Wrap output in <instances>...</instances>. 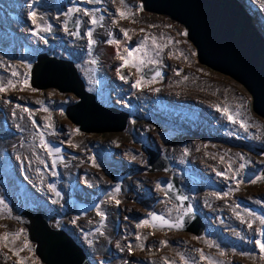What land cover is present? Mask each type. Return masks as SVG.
Wrapping results in <instances>:
<instances>
[{
  "label": "rangeland",
  "instance_id": "374dc122",
  "mask_svg": "<svg viewBox=\"0 0 264 264\" xmlns=\"http://www.w3.org/2000/svg\"><path fill=\"white\" fill-rule=\"evenodd\" d=\"M242 2L264 27V0ZM30 11L37 13L41 28L50 25L51 30L32 35L37 28ZM68 19L78 24L77 37L65 31ZM130 49L141 50L129 56ZM111 52L115 74L105 67ZM41 53L73 61L100 105L120 107L131 116L126 131L80 133L65 114L78 101L74 95L32 89L30 70ZM134 61L139 71L131 66ZM155 67L161 75L145 79ZM0 88V264H42L28 236L33 207L50 214L54 229L68 225L67 232L96 264H209V259L212 264H264L255 244L262 239L255 230L264 228L256 219L264 218V153L256 150L264 151V118L254 112L252 96L240 83L199 63L183 25L145 12L140 0H0ZM165 91L188 102L169 101ZM58 142L79 158L98 143L106 144L108 156L124 158L123 166L113 161L92 166L109 186L96 201H111L81 224L84 228L60 207L71 190L66 172L56 170L47 155ZM141 145L158 148L177 169L171 175L149 173ZM24 148L35 153L24 156ZM112 166L125 178L120 190L113 189L116 181H105ZM88 173L89 185L99 186ZM172 175L193 196L210 239L147 230L137 217L152 210L178 217L181 210L174 204V213L168 210L164 195ZM58 183L66 192L57 200ZM249 206L257 213L250 214Z\"/></svg>",
  "mask_w": 264,
  "mask_h": 264
},
{
  "label": "water",
  "instance_id": "95a60500",
  "mask_svg": "<svg viewBox=\"0 0 264 264\" xmlns=\"http://www.w3.org/2000/svg\"><path fill=\"white\" fill-rule=\"evenodd\" d=\"M140 1L145 12L168 16L183 25L187 30L188 40L196 48L199 63L240 83L252 96L254 112L264 118V34L242 0ZM67 29L78 33V24L71 23L68 19ZM157 72L160 71L155 67L147 71L144 78L154 79L158 77ZM30 85L38 91L54 89L61 94L74 95L78 101L67 106L65 114L81 133L123 132L131 119L122 109L100 105L96 96L87 92L72 61L45 53L39 54L30 70ZM256 150L264 153L263 150ZM145 151L148 155L149 173L170 174L176 168L173 162L158 154V151ZM53 162L55 165L58 159ZM117 174L114 179L121 180L122 177ZM262 174L264 175V170ZM165 195L182 212L175 220L153 213L148 218L149 225L159 230L201 236L206 225L188 196L183 193L177 177H172V181L166 185ZM96 207L94 202L82 201L75 207V213L78 218H83ZM246 210L253 215L257 213L252 206ZM30 213L32 216L29 217L27 227L29 241L34 244V253L42 264H94L70 235L50 226L46 212L32 209ZM160 218L166 223H162ZM177 222L183 226H169Z\"/></svg>",
  "mask_w": 264,
  "mask_h": 264
},
{
  "label": "flooded vegetation",
  "instance_id": "af4514ba",
  "mask_svg": "<svg viewBox=\"0 0 264 264\" xmlns=\"http://www.w3.org/2000/svg\"><path fill=\"white\" fill-rule=\"evenodd\" d=\"M69 16H73V14H70ZM114 107H117V106H114ZM117 108L122 109L120 107H117ZM122 110L124 111V109H122ZM125 131H123V133ZM71 143H72V141H71ZM105 145H106L105 143H98V146L95 148V150L87 149V153L86 154H83L81 158H79L75 154H73V153H77L76 150H71L72 153L69 154L68 148L65 147L61 142H58V144H56V145H51L48 148V151H47V155L50 157L51 161H55L56 158L58 159V162H56V164L54 165L55 166L54 168H56V170H58V171L62 169L63 171L66 172V174H67L66 182H67V185L69 187V191L71 190V192H70V200L67 199V200L63 201L60 204V207L63 208V210H65V211L68 210L67 213L68 214H71L73 216V218H74L73 220H76L77 223L80 224V227L81 228H84L81 224H84V223L88 222L90 220V218H92L91 217L92 215H88L87 214L84 218L78 219V217H77V215L75 213V207L79 204V202H82V201L94 202L93 201L94 196L89 193L90 189H92V188H94V189L99 188L100 189L99 192H101V191H106L109 188L108 185H104L102 183V179H101L100 176L94 174L93 171H90L87 168L92 169V166L102 167L105 163H111L112 164V161L115 162L116 164H119V166H123L125 164L124 158H122V157L119 158L118 156H111V157L108 156L107 154L109 152L104 149L105 148ZM141 146H142V148H145V149H152L154 152L158 151L159 152L158 154H160L159 149L156 148V147H147V146H143V145H141ZM49 149H59L60 151L57 154H53V153L50 154ZM53 152H55V151H53ZM160 155L161 156H164L165 158L168 159L167 156L162 155V154H160ZM168 160L171 161L170 159H168ZM115 168L118 169V167L112 166V168H109L108 170H106V172H105V179L106 180L105 181H107L109 179L112 180V182L113 181H116L115 182V185L113 186V189L120 190L121 187H122V183L124 182L125 178H122L121 180L114 179L115 176H116V174H117V172L114 171ZM86 170L89 171L88 175H90V177H92V178H94L95 180L98 181L99 186L85 187L83 184L78 183V181L76 179H74L75 175H78L79 173H81L83 176H85V171ZM158 174H160V173H158ZM117 175L118 176H121V174H117ZM85 178H86V176H85ZM170 181H172V176H171L170 180L168 182H166L165 185H164V195H165V187H166V185H168L170 183ZM195 182H196V184L199 183L198 180H196ZM179 183H180V181H179ZM180 185L182 186L183 193L186 196H188V199L191 201V203H192V205L194 207V204L195 203L193 202V199H192L193 196L190 195L189 191H186L184 185H182L181 183H180ZM117 186H119V187L117 188ZM65 192L66 191L61 186V183H58V193H59V195H57V200ZM71 193H72V195H71ZM165 197H166V195H165ZM166 200H167V204L171 206L170 208H168V210H170L173 213H174V209H176V208L179 209V210H181V208H178L167 197H166ZM172 204H174L176 208L174 206H172ZM32 209H36V210H40L42 212H46L48 214L49 219H50V223L52 224L51 216H50V214L45 209L44 210H43V208L37 209L35 207H33ZM194 209L197 211L198 215L201 216L202 220L205 221L203 219L201 213L199 212V210L197 208H195V207H194ZM181 212H182V210H181ZM129 214L130 215L136 214V212L135 213H132V214L129 212ZM152 214H153V210L152 211H149V212H147L145 214L144 213H141V214H138L137 213L136 215H137V217L139 219L148 222V218ZM158 214H161V213L158 212ZM161 215H163V214H161ZM163 216H165L166 218H168L170 220H173L169 216H167L165 213H164ZM175 218H177V217H175ZM29 220L30 219L28 218L27 224H29V222H30ZM205 223H206V221H205ZM146 226L148 227L147 230L164 231V232H167L168 233L167 230H159V229H155V228L151 227L149 225V222L146 224ZM27 227H28V225H27ZM65 228L68 229V230L70 229V227L68 225H65ZM206 233H207V228L205 226V232L201 236H199L198 238H201L203 236H206Z\"/></svg>",
  "mask_w": 264,
  "mask_h": 264
},
{
  "label": "snow or ice",
  "instance_id": "6c2138e0",
  "mask_svg": "<svg viewBox=\"0 0 264 264\" xmlns=\"http://www.w3.org/2000/svg\"><path fill=\"white\" fill-rule=\"evenodd\" d=\"M120 2H121V4H123L124 3V0H120ZM33 3H36V0H33ZM70 12H71V10H70ZM122 17L125 15V13L124 12H120L119 13ZM85 15H88V13L87 12H85ZM28 16H29V18L31 19V21H32V23L34 24V25H36V28H37V31H33L32 32V35H39V32L40 31H50L51 30V26L49 25L48 27H46V28H41L38 24H37V13L36 12H34V11H30L29 13H28ZM41 19H43V17H41ZM92 23L93 24H95V23H97V21L94 19L93 21H92ZM65 24H67V21H65ZM65 31L67 32L68 31V29H67V27H65ZM121 31H123L124 33H125V36H127V30L126 29H121ZM71 35H78V33H70ZM87 35H88V37H89V40H88V43H89V46H91L93 43H94V41L92 40V33H91V31H89L88 33H87ZM185 35H186V33H185ZM42 38V37H41ZM153 42H155V40H153ZM109 43H118V41H112V40H110L109 41ZM141 49H130V50H127L128 51V53H129V56H132L135 52H137V51H140ZM145 55H146V53H145ZM117 58H119V59H123L124 60V62L127 64L128 63V60L126 59V58H124V57H120L119 55H118V57ZM94 63H95V61H93ZM143 61H142V59L140 60V63H142ZM150 63H155V61H149ZM131 66H133V67H136L137 68V71H139V66H138V63L137 62H133L132 63V65ZM177 71V74H179V70H176ZM13 75H16V73H13ZM161 75V73L160 72H157L156 73V76H160ZM122 79H124V77H121ZM27 82L25 81V84H26ZM140 82L139 81H137V84H139ZM137 84H134L133 85V87H136L137 86ZM4 89L3 88H0V91H3ZM218 111L220 110L219 108L217 109ZM225 112H227V110L225 109ZM229 119L231 120L232 119V117L231 116H229ZM233 122H235V121H233ZM35 123V122H34ZM243 126V125H242ZM42 143V145L44 146V147H47V145L46 144H44V142L42 141L41 142ZM53 151H55V152H59L60 150L59 149H49V152H50V154H51V152H53ZM242 159H243V157H242ZM245 165L244 164H241L240 165V167L241 168H243ZM218 175H220L221 173H217ZM257 179H261V178H257ZM252 183H255L256 181L255 180H253V181H251ZM51 187V186H50ZM119 186H117V188H118ZM158 187H159V185H158ZM57 195H59V193L57 192L56 193ZM179 199H184V197H179ZM0 203H2V201H0ZM117 203H119V201H117ZM98 215H101L102 217H103V213H100V212H98L97 213ZM153 219H156V217H153ZM161 219V222L162 223H166V221H163V218H160ZM256 219H258L259 220V222H260V224L261 225H264V218H261V217H257ZM143 224H147L148 222L147 221H144V222H142ZM141 225L140 224H138L137 225V227H140ZM170 227H176V228H181L183 225L181 224V223H179V222H177V223H175V224H172V225H169ZM248 227L249 228H252V224L251 223H249L248 224ZM256 234L258 235V236H260V237H262V239H256L255 240V244L260 248V250H261V252L262 253H264V228H257L256 230ZM18 235V234H17ZM161 243H166L165 241H161ZM223 254V253H222ZM209 264H212V261L209 259Z\"/></svg>",
  "mask_w": 264,
  "mask_h": 264
},
{
  "label": "bare ground",
  "instance_id": "6f19581e",
  "mask_svg": "<svg viewBox=\"0 0 264 264\" xmlns=\"http://www.w3.org/2000/svg\"><path fill=\"white\" fill-rule=\"evenodd\" d=\"M258 24H259L258 28H260V30L264 33V27L260 24V22H258ZM105 67L112 74H115L116 73V60L114 59V52H111L108 55V59L105 61ZM162 95L165 98H167V100L172 101V102H188V101H185L184 100L186 98H183V97L182 98H179L180 95L177 92L165 91ZM82 109H84V107H82ZM22 151H23V155L24 156L30 155L31 153H35L34 149H31V151H29L27 148H24ZM36 154L38 156V153H36ZM33 158H36V157L33 155ZM206 228H207V225H206ZM205 237H207L208 239H210L209 233Z\"/></svg>",
  "mask_w": 264,
  "mask_h": 264
},
{
  "label": "clouds",
  "instance_id": "9594fccd",
  "mask_svg": "<svg viewBox=\"0 0 264 264\" xmlns=\"http://www.w3.org/2000/svg\"><path fill=\"white\" fill-rule=\"evenodd\" d=\"M257 25V24H256ZM42 54V53H41ZM46 54V53H45ZM69 61H71V60H69ZM73 62V61H72ZM75 64V63H74ZM76 65V64H75ZM77 67V66H76ZM78 70V69H77ZM79 72V71H78ZM84 82V81H83ZM85 84V83H84ZM88 92V91H87ZM90 93V92H89ZM91 94H93V93H91ZM97 101V100H96ZM129 122V121H128ZM128 126V125H127ZM127 129V128H126ZM177 169V167L173 170V171H175ZM172 171V172H173ZM161 174V173H160ZM172 173H170V175H171ZM172 177H176L175 175H172ZM74 179H76L77 181H78V183H80V184H83L85 187H92V186H96L95 184L94 185H89V181H83V183H81L80 181H79V179L76 177V175H75V177H74ZM99 191H100V189L99 188H96V189H94V188H92V189H90V191H89V193L91 194V195H93L94 196V199H93V201H94V203H96L97 204V207H96V209H94V211L93 212H91V213H88V215H92L93 216V214L97 211V209H98V206H99V202L98 201H96V199H98L99 197H100V193H99ZM99 193V194H98ZM193 206V205H192ZM194 208V207H193ZM91 216V217H92ZM78 217V216H77ZM85 217V216H84ZM83 217V218H84ZM78 219H82V218H78ZM204 222V221H203ZM204 224L206 225V223L204 222ZM50 226L52 227V224L50 223ZM53 228V227H52ZM60 229H62V228H60ZM56 230H58V229H56ZM62 230H64L68 235H70L65 229H62ZM168 232H171V231H168ZM172 233H178V232H172ZM71 236V235H70ZM72 237V236H71ZM73 238V237H72ZM75 241V240H74ZM76 242V241H75ZM77 243V242H76ZM78 244V243H77ZM79 246H81L80 244H78ZM82 247V246H81ZM83 248V247H82ZM85 251V250H84ZM85 253H86V251H85ZM86 255L88 256V258L90 259V257H89V255L86 253ZM93 259H95L96 260V258H93ZM91 261H92V259H90ZM93 262V261H92ZM94 264H96L95 262H93Z\"/></svg>",
  "mask_w": 264,
  "mask_h": 264
},
{
  "label": "crops",
  "instance_id": "0c3cea01",
  "mask_svg": "<svg viewBox=\"0 0 264 264\" xmlns=\"http://www.w3.org/2000/svg\"><path fill=\"white\" fill-rule=\"evenodd\" d=\"M88 170H90V171H92V169H90V168H87ZM75 175V174H74ZM87 176H90V175H88L87 174ZM76 177L79 179V181L81 182V183H83V181H86L87 179L85 178V176H83L81 173H79L78 175H76ZM111 201V199L110 198H105L102 202H99V206H98V209H97V211L98 210H100V206H102V207H104L105 208V206H106V204L108 203V202H110Z\"/></svg>",
  "mask_w": 264,
  "mask_h": 264
}]
</instances>
